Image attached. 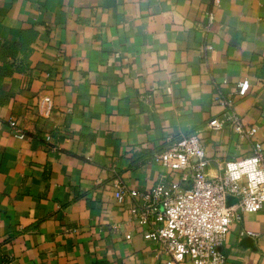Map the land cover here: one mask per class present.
<instances>
[{"label": "crops", "instance_id": "crops-1", "mask_svg": "<svg viewBox=\"0 0 264 264\" xmlns=\"http://www.w3.org/2000/svg\"><path fill=\"white\" fill-rule=\"evenodd\" d=\"M220 97L264 146V0H0V264H164L114 184L177 181L152 158L197 132L210 178L251 156L246 133L206 127ZM242 231L264 234V208L221 248L226 264H264L263 238Z\"/></svg>", "mask_w": 264, "mask_h": 264}, {"label": "built area", "instance_id": "built-area-1", "mask_svg": "<svg viewBox=\"0 0 264 264\" xmlns=\"http://www.w3.org/2000/svg\"><path fill=\"white\" fill-rule=\"evenodd\" d=\"M209 22L214 20L208 14ZM248 82L238 84L239 98L247 95ZM226 113L210 120L206 127L221 131L229 124L252 140L251 156L227 162L218 178H210L205 147L200 134L183 136L168 148L156 153L152 161L179 175L177 181L161 183L147 192L128 188L122 181L114 184L116 200L130 203L134 225L145 241L155 242L168 256L164 264H226L221 250L230 227L242 220L243 214H255L264 208V146L255 139L257 128L246 130L235 112L234 100L217 98ZM52 98L43 97L38 114L46 119L53 113ZM15 135L25 134L15 120L9 122ZM51 138L47 137V141ZM229 197L237 200L229 207ZM240 236L253 239L264 234L242 231ZM127 240L131 235H127Z\"/></svg>", "mask_w": 264, "mask_h": 264}]
</instances>
